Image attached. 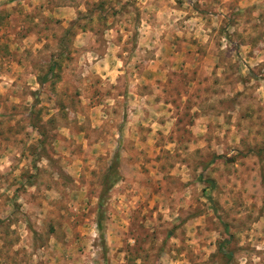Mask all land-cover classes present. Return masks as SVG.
<instances>
[{"label": "rangeland", "instance_id": "1", "mask_svg": "<svg viewBox=\"0 0 264 264\" xmlns=\"http://www.w3.org/2000/svg\"><path fill=\"white\" fill-rule=\"evenodd\" d=\"M0 264H264V0H0Z\"/></svg>", "mask_w": 264, "mask_h": 264}]
</instances>
